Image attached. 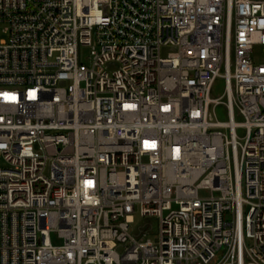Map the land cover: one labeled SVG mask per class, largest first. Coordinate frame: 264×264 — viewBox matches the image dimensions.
<instances>
[{"label":"built area","instance_id":"built-area-1","mask_svg":"<svg viewBox=\"0 0 264 264\" xmlns=\"http://www.w3.org/2000/svg\"><path fill=\"white\" fill-rule=\"evenodd\" d=\"M256 45L264 0H0V264H264Z\"/></svg>","mask_w":264,"mask_h":264},{"label":"rangeland","instance_id":"rangeland-1","mask_svg":"<svg viewBox=\"0 0 264 264\" xmlns=\"http://www.w3.org/2000/svg\"><path fill=\"white\" fill-rule=\"evenodd\" d=\"M89 56H90V48L89 47H83L81 49V58L84 62L88 63L89 60ZM259 62L264 61V47L260 46V45H256L255 50H254V55H253ZM224 88H225V83H224V79L222 78H218L215 85H214V89H213V95L215 97H219L221 95H223L224 93ZM216 115L218 117V119L220 121H227L228 120V116H227V112L226 109L223 105H218L216 107ZM237 120H240V117L237 118ZM242 130L239 129L238 133L242 134ZM3 164V163H2ZM202 195H207L208 191H201ZM126 212L128 214H132L134 215L135 219H136V223L133 225V229H135V231H140L143 228V218L141 217L140 214V206L133 204V205H128L126 207ZM157 225H154V232L150 233L147 235V238L152 239L153 241L157 240V234H158V230H157ZM125 249L124 246H121L119 248V250L121 252H123Z\"/></svg>","mask_w":264,"mask_h":264}]
</instances>
